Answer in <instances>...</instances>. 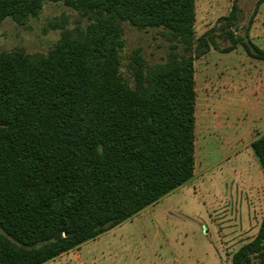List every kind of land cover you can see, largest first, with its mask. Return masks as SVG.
I'll list each match as a JSON object with an SVG mask.
<instances>
[{"label":"trees","instance_id":"16d2710c","mask_svg":"<svg viewBox=\"0 0 264 264\" xmlns=\"http://www.w3.org/2000/svg\"><path fill=\"white\" fill-rule=\"evenodd\" d=\"M44 1L0 0V22L22 25ZM49 1L89 22L62 30L47 53L0 51V264H43L190 180L194 61L218 49V34L231 41L220 51L239 40L235 1L219 32L200 36L195 0ZM123 21L160 27L173 41L164 62L131 52L132 84L121 75ZM250 146L264 175V135ZM230 261L264 264V212L256 236Z\"/></svg>","mask_w":264,"mask_h":264},{"label":"rangeland","instance_id":"374dc122","mask_svg":"<svg viewBox=\"0 0 264 264\" xmlns=\"http://www.w3.org/2000/svg\"><path fill=\"white\" fill-rule=\"evenodd\" d=\"M235 1V45L222 34L194 61L196 86L193 177L120 224L43 264H231L252 240L264 212V175L250 143L264 135V0H195V35L219 32ZM88 19L61 1L45 0L19 25L0 22V51L47 53L61 31ZM121 75L132 84L131 52L149 64L164 62L173 41L162 28L121 23ZM177 51H181L180 47ZM251 53V54H250ZM254 263L258 259L253 256Z\"/></svg>","mask_w":264,"mask_h":264},{"label":"crops","instance_id":"0c3cea01","mask_svg":"<svg viewBox=\"0 0 264 264\" xmlns=\"http://www.w3.org/2000/svg\"><path fill=\"white\" fill-rule=\"evenodd\" d=\"M196 88V87H195ZM195 116H196V104H195ZM195 143H196V132H195ZM196 145V144H195Z\"/></svg>","mask_w":264,"mask_h":264}]
</instances>
